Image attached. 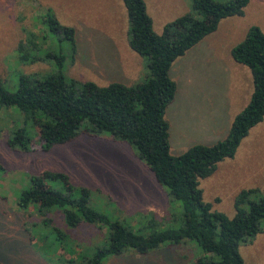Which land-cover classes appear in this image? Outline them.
Masks as SVG:
<instances>
[{"label":"rangeland","instance_id":"obj_1","mask_svg":"<svg viewBox=\"0 0 264 264\" xmlns=\"http://www.w3.org/2000/svg\"><path fill=\"white\" fill-rule=\"evenodd\" d=\"M145 4L156 34H161L165 23L191 10V0H145ZM47 13L54 14L60 24L74 30L75 53L69 42L59 41L48 32L43 22ZM192 14L199 18L196 13ZM251 26H258L264 33V0H249L242 17L223 20L216 32L173 63L170 76L177 85V95L165 113L170 126L172 156L194 145H213L226 136L230 124L215 121V117L209 120L215 115L212 111L219 105V97L206 94L200 111L190 108L199 101L187 102V92L224 87L226 80L218 78L219 72L227 70L224 66L231 59L230 48L244 39ZM24 30L38 36L39 57L47 53L65 57L63 72L68 79L107 86L110 78L105 75L115 66L113 56L120 51L126 36L128 40L129 22L122 0H0V79L3 88L11 93L17 90L21 74L42 77L57 70L53 59L20 62L17 46L24 38ZM218 51L223 63L211 65L216 63ZM142 61L140 80L147 74V61L144 58ZM238 67L247 71L246 79L243 75L241 78L245 98L247 92L253 91L251 74L248 68ZM201 73L205 74L204 81L200 79ZM189 109L194 113L192 117ZM196 117L203 128L200 131H195ZM21 128L30 140L26 152L7 145L15 130ZM44 171L64 173L75 188H87L92 208L135 234L149 233L143 224L151 216L161 221L158 230L177 229L182 224L180 203L172 200L167 189L156 182L131 145L115 142L107 134L81 135L75 141L45 152L41 149L37 128L18 110L3 108L0 109V261L4 264H71L68 262L71 259L75 260L73 264H79L78 259L90 256L108 237L104 225L69 228L55 209L50 211L54 223L48 228L41 225V218L31 207L26 212L18 209V193L28 187L30 176ZM200 188L212 210L229 218L235 215L234 200L240 191L256 188L264 194V119L241 141L233 158L220 162L210 177L200 181ZM243 209L247 211L248 204ZM53 227L65 235L64 242L55 239ZM261 227L262 232L251 243L239 247L245 264H264V221ZM202 257L210 255L196 242L187 241L173 246L163 244L147 255L127 250L121 256L110 257L104 264H194Z\"/></svg>","mask_w":264,"mask_h":264},{"label":"trees","instance_id":"obj_2","mask_svg":"<svg viewBox=\"0 0 264 264\" xmlns=\"http://www.w3.org/2000/svg\"><path fill=\"white\" fill-rule=\"evenodd\" d=\"M122 1L129 22L128 46L147 61L143 80L134 86L121 83L98 86L94 82L70 80L63 72L65 57L51 53L39 57L38 36L24 30V38L17 46L20 62L53 59L57 70L42 77L21 74L18 88L12 93L3 88L0 79V109L13 108L23 114L37 128L41 149L45 152L75 141L81 135L107 134L115 142L131 145L156 182L167 189L172 200L180 203L181 226L158 230L162 223L151 216L143 224L149 233L135 234L92 208L88 203L90 191L75 188L61 172L44 171L30 176L28 187L18 193L16 205L24 212L30 207L34 209L41 225L47 228L54 223L50 216L53 209L61 213L63 222L71 229L82 225L106 226L108 237L104 244L95 247L90 256L78 259L79 264H104L110 257L121 256L127 250L147 255L163 244L173 246L187 241L196 242L210 255L198 258L194 264H245L239 247L251 243L262 232L264 194L256 188L240 191L234 200L235 215L229 218L212 210V205L204 201L200 181L210 177L220 162L233 158L241 141L264 119L262 30L258 26L249 27L244 39L230 51L235 63L249 69L253 91L222 140L210 146L194 145L172 156L170 126L165 113L177 95V85L170 76L173 63L214 33L222 20L242 16L249 0H191L190 12L167 23L161 34L153 30L145 0ZM43 22L54 38L69 42L75 53V33L71 27L60 24L51 13L44 16ZM29 144L23 128L15 130L7 141L11 149L24 152L28 151ZM246 204L247 211L243 209ZM51 231L56 240L64 242L65 235L60 230L53 227ZM68 262L73 264L75 260ZM0 264L4 263L0 261Z\"/></svg>","mask_w":264,"mask_h":264},{"label":"crops","instance_id":"obj_3","mask_svg":"<svg viewBox=\"0 0 264 264\" xmlns=\"http://www.w3.org/2000/svg\"><path fill=\"white\" fill-rule=\"evenodd\" d=\"M146 10H147V8H146ZM243 15H244V13H243ZM242 16H240V17H242ZM231 18H233V17H231ZM125 22L127 24V20ZM221 22L219 23L218 27L220 26ZM152 24H153V21H152ZM165 24H167V23H165ZM245 35H246V33H245ZM232 48H230L229 53H230ZM219 51H221V50L219 49ZM219 51L216 52L217 54H215L217 56L216 63L215 64L211 63V65H220L223 63L222 58L219 56ZM230 58H231V55H230ZM115 59H116L115 66L111 68V72L109 74L105 75L106 77L110 78V82L107 85H109L111 83H121V84H124L126 86L127 85L133 86L136 83H138L142 74H143V71H142L143 67H141V64H143V61L139 55L137 56V54L134 53L129 48L127 36L125 37V40L121 44L120 51L118 53L114 54L112 62ZM231 59H229V63L233 64L234 66L229 64L227 61L225 66H224L227 70L225 71L222 69L219 72L220 75L218 78L222 79L223 81L226 80L224 87H222V89H215V90L211 89L208 91L204 90V89L203 90H197L196 89L194 91L189 90L187 92V102H191V101H195V100L199 101V104L197 106H191L190 108H198L200 111H202V106L205 105L206 94L215 95V96H217V98L219 97L220 99L218 98V100H217L219 105H217V108L212 111L213 114H215V115H211L209 120H213L215 117V121H220V122L223 121V123L225 125H229V124L231 125L232 120L235 117V115L238 114L242 109H244L246 107V105L248 104V102L250 100L251 94H252L251 92L250 93L247 92V94L245 95V98L243 97L245 89H244V87H242L241 78L243 75V76H245V79H246L247 71L238 67L240 65L235 63ZM222 76H224V78ZM200 79L202 81H204L205 74L201 73ZM204 85H206V84H204ZM244 85H245V83H244ZM195 97H196V99H195ZM233 108H235V109L230 114V110ZM190 112H192L191 109H189V113ZM193 114L194 113H190L189 117H192ZM201 117L204 118V115H201ZM230 125H229V127H230ZM225 128H226V126H225ZM200 129H203V128H202V125H200L198 123V118H197L195 131H200ZM214 132H218V131L214 129Z\"/></svg>","mask_w":264,"mask_h":264}]
</instances>
